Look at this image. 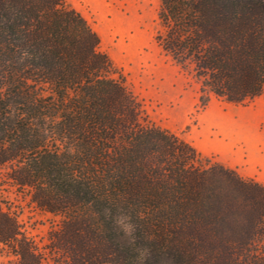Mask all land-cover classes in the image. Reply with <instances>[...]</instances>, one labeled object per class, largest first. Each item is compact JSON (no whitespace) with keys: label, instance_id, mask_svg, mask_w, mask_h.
<instances>
[{"label":"trees","instance_id":"1","mask_svg":"<svg viewBox=\"0 0 264 264\" xmlns=\"http://www.w3.org/2000/svg\"><path fill=\"white\" fill-rule=\"evenodd\" d=\"M154 39L211 97L264 92V0H159ZM66 0H0V186L59 218L40 246L0 201L8 264H264V184L150 122ZM136 225L129 246L112 217ZM0 264H3L0 262Z\"/></svg>","mask_w":264,"mask_h":264},{"label":"rangeland","instance_id":"2","mask_svg":"<svg viewBox=\"0 0 264 264\" xmlns=\"http://www.w3.org/2000/svg\"><path fill=\"white\" fill-rule=\"evenodd\" d=\"M66 1L96 32L99 50L122 74L150 122L184 138L211 161L264 184V92L243 104L215 97L201 104L198 85L154 39L159 0ZM0 201L40 246L59 226L58 217L40 212L14 188L0 186ZM7 260L0 257L3 264Z\"/></svg>","mask_w":264,"mask_h":264},{"label":"clouds","instance_id":"3","mask_svg":"<svg viewBox=\"0 0 264 264\" xmlns=\"http://www.w3.org/2000/svg\"><path fill=\"white\" fill-rule=\"evenodd\" d=\"M105 215L112 217L113 222L120 229L121 234L127 238L129 246L136 244V225L133 223L132 217L126 212H121L119 215L112 216L111 209H105ZM136 264H148L150 250L146 247H137Z\"/></svg>","mask_w":264,"mask_h":264},{"label":"bare ground","instance_id":"4","mask_svg":"<svg viewBox=\"0 0 264 264\" xmlns=\"http://www.w3.org/2000/svg\"><path fill=\"white\" fill-rule=\"evenodd\" d=\"M137 37V36H136ZM139 37V36H138ZM141 38V37H140ZM137 39V38H136ZM138 40V39H137ZM138 42V41H137Z\"/></svg>","mask_w":264,"mask_h":264}]
</instances>
